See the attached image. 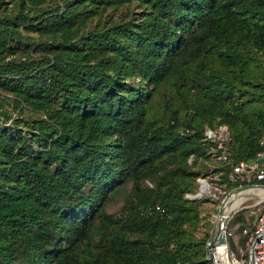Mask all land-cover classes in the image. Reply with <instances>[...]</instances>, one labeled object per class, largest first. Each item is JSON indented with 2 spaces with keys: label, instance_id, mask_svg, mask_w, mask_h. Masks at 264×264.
<instances>
[{
  "label": "trees",
  "instance_id": "1",
  "mask_svg": "<svg viewBox=\"0 0 264 264\" xmlns=\"http://www.w3.org/2000/svg\"><path fill=\"white\" fill-rule=\"evenodd\" d=\"M263 131L264 0H0V264H214Z\"/></svg>",
  "mask_w": 264,
  "mask_h": 264
},
{
  "label": "built area",
  "instance_id": "2",
  "mask_svg": "<svg viewBox=\"0 0 264 264\" xmlns=\"http://www.w3.org/2000/svg\"><path fill=\"white\" fill-rule=\"evenodd\" d=\"M205 133L207 136L222 139L227 135V127L225 125H219L216 131L207 129ZM258 145L259 149L253 156L240 159L232 166L231 176L235 181L247 182L245 184H264V131L259 138ZM251 180H254V182H250ZM198 182L199 194L197 192V194L190 197L199 196L203 192H206L208 181L205 178H198ZM203 184L204 186L202 187ZM225 233L227 237L226 228ZM228 234H231V231H228ZM240 235L243 245L241 256L240 258L236 257L232 248L228 246L226 241L227 262H229V264H264V199L262 200L260 210L255 218L240 226ZM211 260L214 264H220L214 257L211 258Z\"/></svg>",
  "mask_w": 264,
  "mask_h": 264
},
{
  "label": "rangeland",
  "instance_id": "3",
  "mask_svg": "<svg viewBox=\"0 0 264 264\" xmlns=\"http://www.w3.org/2000/svg\"><path fill=\"white\" fill-rule=\"evenodd\" d=\"M205 163L207 164L209 169H213L216 166L214 161H205ZM218 177H219V173H216V174L212 173V174H208L205 177H202L208 181V187L206 189V192H203L199 196H194L193 198L190 197L192 195H195L198 192L199 190V186H198L194 192L186 193L185 195L186 197L191 198V199L206 198V199H203L204 202L201 203L202 219L200 222L202 226L200 227V234H202L203 230L207 229V231L210 233V236H211V232H212L216 214H217L218 204L220 203L221 199L226 195V193L230 189L233 188V187L229 188L225 186L224 183H218L217 181H215L216 179H218ZM128 188H129V185H126L121 191H119L112 197L111 201L108 202V204L106 205L107 211H110V212L117 211L120 208V206L123 204ZM263 199L264 197L259 192L249 193L246 195L244 194V195H241V201L234 208L230 210V213H229V216L226 222L227 223L226 224L227 225L226 226V231H227L226 241L228 243V246L232 248L235 256L238 258H240L241 249L243 248L242 241H240L241 239L240 226L245 224V222L250 221L253 218H255V216L258 214L260 210ZM214 200H219V201L218 203H216ZM228 231H231V234H228Z\"/></svg>",
  "mask_w": 264,
  "mask_h": 264
},
{
  "label": "water",
  "instance_id": "4",
  "mask_svg": "<svg viewBox=\"0 0 264 264\" xmlns=\"http://www.w3.org/2000/svg\"><path fill=\"white\" fill-rule=\"evenodd\" d=\"M248 187H261L264 188L263 183H251V184H243V185H237L230 189L226 195L221 199L220 203L218 204V210L214 222V226L211 232V236L207 242V250H208V258H215L218 263L220 261L218 260L217 256H215V249L226 247V233H225V228H226V222L227 218L229 216V213L226 209V197L232 193V191H239L243 190ZM197 194V193H196ZM199 194V192H198ZM193 198V197H192Z\"/></svg>",
  "mask_w": 264,
  "mask_h": 264
},
{
  "label": "bare ground",
  "instance_id": "5",
  "mask_svg": "<svg viewBox=\"0 0 264 264\" xmlns=\"http://www.w3.org/2000/svg\"><path fill=\"white\" fill-rule=\"evenodd\" d=\"M203 186H204V184L202 185V187ZM247 189L248 190L243 189V190H239V191H232V193L229 194L226 197V199H225V201H226V209H227L228 212H230V210L232 208H234L241 201V195H244V194L246 195V194H249V193H257V192H259L264 197V191H263V188H261V187H255V188H250V189L247 188ZM226 250H227L226 247H222V248H218L217 247L215 249V256H217L218 260L220 261V264H229V262H227V252H226Z\"/></svg>",
  "mask_w": 264,
  "mask_h": 264
}]
</instances>
